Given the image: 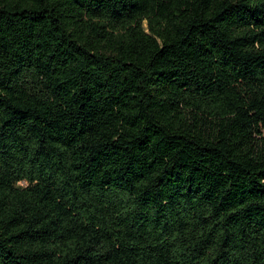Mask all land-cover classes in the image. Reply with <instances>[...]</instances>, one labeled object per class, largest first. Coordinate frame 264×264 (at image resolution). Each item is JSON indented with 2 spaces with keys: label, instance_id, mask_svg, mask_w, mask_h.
Returning <instances> with one entry per match:
<instances>
[{
  "label": "trees",
  "instance_id": "1",
  "mask_svg": "<svg viewBox=\"0 0 264 264\" xmlns=\"http://www.w3.org/2000/svg\"><path fill=\"white\" fill-rule=\"evenodd\" d=\"M0 264H264V0H0Z\"/></svg>",
  "mask_w": 264,
  "mask_h": 264
}]
</instances>
